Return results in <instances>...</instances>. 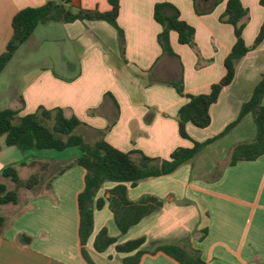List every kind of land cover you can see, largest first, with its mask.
Here are the masks:
<instances>
[{
	"label": "crops",
	"instance_id": "1",
	"mask_svg": "<svg viewBox=\"0 0 264 264\" xmlns=\"http://www.w3.org/2000/svg\"><path fill=\"white\" fill-rule=\"evenodd\" d=\"M47 1L0 0V54L13 36L15 14ZM54 1L64 2L66 8H111L108 0ZM119 1L117 23L123 36L103 20H49L39 24L22 46L37 44L39 37L66 43L71 54L64 58L70 63L61 65L62 72L44 65L37 72L25 71L22 80L14 78L8 90L0 88V95L5 91L9 94L6 107L1 109H19L22 116L40 106L61 107L66 115H76L85 123L79 128L89 142L103 136L122 151L140 150L148 156L169 158L176 148L193 145L180 135L177 121L178 110L188 98L169 82L183 77L184 92L200 94L208 93L212 84L225 76V59L236 42L234 26L220 20L228 0H168L195 28V47L180 43L178 33L170 32L173 53L164 52L158 40L162 26L154 17V8L162 0ZM241 2L249 10L242 36L251 47L264 22V6L260 0ZM39 27H44L41 34H37ZM47 29L58 31L52 35ZM110 39L113 51L107 45ZM18 50L0 74L17 58L20 60ZM263 74L264 39L237 62L233 81L210 106V125L199 128L187 124L191 138L204 141L235 121ZM255 134L253 115L247 114L226 135L174 172L143 179L136 186L126 183L130 200L150 194L163 204L125 234H120L107 204L96 209L93 233L85 245L91 260L95 264H123V258L135 253L118 252L115 245L104 252L94 250V238L105 227L110 235L118 237V243L146 238L138 264H182L157 249L164 244H179L199 254L206 264H264V154L230 165L233 146L253 140ZM1 146L0 174L7 162H13L3 157L16 151V146L10 150ZM17 149L18 161L30 175L42 163L49 166L52 176L33 189L20 190L16 204H0L4 217L0 225V264H88L82 254L78 204L86 169L75 165L62 171L64 159L55 152L31 155ZM207 151L214 153L213 157L207 156ZM32 161L36 162L34 166ZM116 184L106 181L97 197H108V190ZM105 209L111 212L106 217L112 227L100 221Z\"/></svg>",
	"mask_w": 264,
	"mask_h": 264
},
{
	"label": "trees",
	"instance_id": "2",
	"mask_svg": "<svg viewBox=\"0 0 264 264\" xmlns=\"http://www.w3.org/2000/svg\"><path fill=\"white\" fill-rule=\"evenodd\" d=\"M108 2L111 5L108 11H100L98 8L85 9L80 6L73 10L72 7L66 8L64 2L57 3L54 0L47 1L38 7H25L19 10L13 18V36L4 52L0 54V71L6 67L20 46L30 38L36 27L49 20L64 22L103 20L112 24L123 36V31L117 23L120 1L108 0ZM260 4L264 6V0H260ZM248 15L249 10L244 7L241 0L227 1L226 9L220 20L234 26L236 42L225 59L227 70L225 76L219 82L212 84L208 93H185L183 77L169 82L180 95L188 98V101L178 110L177 121L180 135L193 142L190 147L176 148L169 158L148 156L140 150L125 152L114 147L103 136L94 142H89L84 135L76 132L77 128L85 123L76 115H66L61 107L48 109L40 106L35 112L22 116L19 109H0V136L5 135L6 146H16L22 152L31 155L43 152L65 153L72 148L79 150V154L66 164L62 171L75 165L86 169L85 188L78 196V204L82 254L88 264H95L88 255L85 245L93 233L96 209H102L107 204L120 234H125L131 226L160 209L163 204L160 198L150 194L138 201L130 200L126 183L136 186L143 179L174 172L206 146L226 135L247 114L253 115L256 134L253 140L238 142L233 146L230 165H235L239 161H253L264 154V74L254 87L250 99L242 105L238 118L222 132L204 141H197L193 140L187 131L188 123L199 128H206L210 125V106L218 100L221 90L233 81L237 62L250 49L257 47L263 41L264 22L254 44L251 47L245 44L242 34ZM154 17L162 26L158 40L164 52L173 53L169 38L172 30L178 33L180 43L196 46L195 28L181 18L179 8L172 2L162 0L156 3ZM103 133L104 131H101V134ZM1 149L0 144V151ZM133 154H137V159L133 158ZM35 164V161L31 162V166ZM1 177L10 179L14 184L13 188H8L0 180L1 205L16 204L21 189H33L41 181L38 171L23 179L14 164L5 165L1 170ZM106 181H113L117 184L108 190V197H97ZM3 221L4 217L0 215V225ZM145 241V237H139L118 243V237L110 235L108 229L104 227L96 234L93 248L97 252H104L111 245H115L118 252H135L123 258V264H138L144 252L140 247ZM157 249L182 264H206L199 254L190 252L179 244H164Z\"/></svg>",
	"mask_w": 264,
	"mask_h": 264
},
{
	"label": "rangeland",
	"instance_id": "3",
	"mask_svg": "<svg viewBox=\"0 0 264 264\" xmlns=\"http://www.w3.org/2000/svg\"><path fill=\"white\" fill-rule=\"evenodd\" d=\"M73 10H76V8H73ZM106 24H108V22ZM110 25H108V26H110ZM40 26H43V25H40ZM43 28L44 27H39L37 34H41ZM110 29L113 30L112 26H110ZM57 31H58V29H56V30L55 29H47V32L49 34L51 33L52 35H54V33H56ZM39 39L40 40L38 41L37 44L29 43V44H26L23 46L21 45V48L18 50V53H17L20 60L17 58L14 61V64L10 63V64H13L12 66L10 65L8 68L5 69V71L3 73L0 74V88L1 89L5 88L4 90H8L7 88H9V86H10L12 80H14V78H19L20 80H22V74L25 71L30 70L32 72H37L40 67H42L44 65H48L50 67H53L56 71L62 72L63 69H62L61 65L64 63H68V64L70 63V62L66 61L64 58L65 55L69 57L71 54L69 46H67L66 43H63V44H60L58 42L54 43V42L49 41V40H45V39L43 40L42 37H39ZM109 41H110V43H108L107 45L109 47V50L113 51L114 46H112L111 39ZM118 48H119V51H121V45H118ZM73 63L76 64L77 62H75V60H73ZM8 96H9V94L7 93V91H5L4 93H1V95H0V109L3 107H6L5 103L8 100ZM76 132L81 133L80 128H77ZM87 141H91V140H89V138H87ZM230 141L229 140L226 141V144L230 143ZM0 144L6 148L5 150H10L9 147L6 146V144H5V135L0 136ZM14 150H16L14 155H11V156L5 155V157H3L5 159L4 161H13L12 164L16 165L20 176L23 179L28 178V176L30 175L31 172L26 167L21 166L20 162L18 161V156H19L18 152L19 151H18L17 147H15ZM207 152H208L207 156L211 157L212 154L210 153V151H207ZM54 154L57 157L61 156L64 159L63 165H66L67 164L66 161H71L74 157H76L79 154V150L77 148H72L65 153L55 152ZM213 155H214V153H213ZM213 155H212V157H213ZM219 161H220L219 162L220 163L219 169L221 170L222 158ZM7 163L11 164L9 162H7ZM8 164H6V165H8ZM34 170L38 171V173L40 174L41 180L44 181L45 183L52 176V174L50 173L51 169L49 168L48 165H44V164L40 163L34 167ZM1 181L6 182V183L8 182L9 186H12V188L14 187V184L11 183V180H9V179L1 178ZM109 182H113V181H109ZM105 210H106L105 211L106 213L104 215H102V220H100V221L103 223H107V225L109 227H112V224H110V222H108V220H107L108 217H106V214H108L107 212H109V214H111V212L108 211L109 209H105Z\"/></svg>",
	"mask_w": 264,
	"mask_h": 264
}]
</instances>
